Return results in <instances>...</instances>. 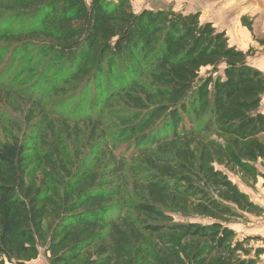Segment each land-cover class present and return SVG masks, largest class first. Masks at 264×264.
I'll list each match as a JSON object with an SVG mask.
<instances>
[{"label":"trees","instance_id":"obj_1","mask_svg":"<svg viewBox=\"0 0 264 264\" xmlns=\"http://www.w3.org/2000/svg\"><path fill=\"white\" fill-rule=\"evenodd\" d=\"M1 6L29 21L0 29L1 41L69 70L48 77L41 94L104 82V98L91 108L117 102L127 112L112 134L83 106L60 131L43 116L36 128L50 140H0V264H35L42 254L49 264H264V249L249 245L264 239L230 225L241 213L264 215L229 174L247 185L264 179L257 167L264 71L250 62L252 49L232 45L199 12L172 5L140 12L132 0ZM90 124L88 140L101 137L86 159L80 126ZM170 213L208 222H176Z\"/></svg>","mask_w":264,"mask_h":264},{"label":"rangeland","instance_id":"obj_2","mask_svg":"<svg viewBox=\"0 0 264 264\" xmlns=\"http://www.w3.org/2000/svg\"><path fill=\"white\" fill-rule=\"evenodd\" d=\"M12 0H0V29H5L8 25L18 28L28 25L29 21L24 15L21 18H17L16 13H11L10 10L4 9L1 4L10 3ZM182 0L177 2L172 1L168 3V0H132L134 10L137 12L143 9V6H154L165 8L168 5L174 6L179 11L185 8V3L181 4ZM158 9V8H157ZM23 13V12H20ZM252 24V30H249L253 36V40L256 42V46H252V55L249 58L252 65L264 71V16L263 19H259L256 22L249 20ZM243 24V23H242ZM244 25V24H243ZM17 47V48H16ZM47 60L43 57H38L35 49L24 52L22 46H16L7 44L0 40V76L10 84L9 86L0 87V140H6L11 136H18L22 140H27L34 136L44 137L50 140L49 134L45 131L41 134L38 132L36 126L42 121L43 116L46 113L52 119L53 127L56 131H60L62 126L61 122L63 118H69L70 115L78 116L77 112L83 106L89 109V115L94 117L102 116L103 132L108 131L109 134L115 132V129L120 125L118 117L125 115L127 109L122 107L120 103L114 102L111 109H103V104L98 101L99 109H92L91 107L97 102L98 99L104 98L105 90L103 88L104 82L96 85L89 82H71L66 86L65 91H62L60 86H52L56 88L53 91L45 88L41 94L38 86L45 84V80L53 78L54 76H60L61 73H67L69 70L66 66L57 65L52 69V65L46 63ZM208 69H203L202 75L206 73ZM5 71L3 74L2 72ZM2 74V75H1ZM55 77V78H56ZM1 79V78H0ZM0 80L1 81L4 80ZM50 79V80H51ZM46 81V86L49 85ZM1 86V85H0ZM57 87H60L57 89ZM102 109H101V107ZM96 110V111H95ZM264 110V99H263ZM75 113V114H74ZM34 116V120L30 122L31 117ZM96 116L93 118L95 120ZM75 119V118H74ZM74 126L72 125V128ZM92 125L80 126L82 129L83 137L81 144L84 145V155L86 159L94 157L95 141H100V137H97L92 143L88 140ZM101 133V132H100ZM40 134V135H39ZM264 141V135L261 136ZM48 141V140H46ZM46 141H43L47 143ZM91 143V144H90ZM74 151L73 144L70 145ZM130 163V162H128ZM257 167L261 173H264V162L259 161ZM235 183L245 191L252 201L260 204L264 208V179L258 177L256 183L251 182L247 185L237 174L229 173ZM127 199L136 200V197L131 189L126 190L125 194ZM176 222H208L205 219L185 216L181 213H170ZM242 217L232 220L230 225L243 237L254 236L264 239V215L256 216L251 213H241ZM249 245L254 248H263V240H252ZM264 260V255L262 256ZM35 264H49L45 254H42Z\"/></svg>","mask_w":264,"mask_h":264},{"label":"crops","instance_id":"obj_3","mask_svg":"<svg viewBox=\"0 0 264 264\" xmlns=\"http://www.w3.org/2000/svg\"><path fill=\"white\" fill-rule=\"evenodd\" d=\"M178 0H168V3ZM184 13H197L201 15L202 22H212L220 31H225L229 42L242 50L256 46L253 36L243 21L253 22L263 19L264 0H182ZM144 9H161L162 7H147ZM176 10V9H175Z\"/></svg>","mask_w":264,"mask_h":264}]
</instances>
